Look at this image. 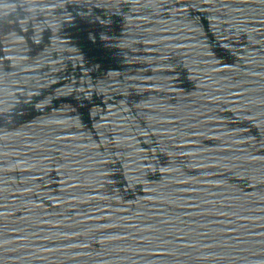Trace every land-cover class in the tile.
Segmentation results:
<instances>
[{"label":"water","instance_id":"1","mask_svg":"<svg viewBox=\"0 0 264 264\" xmlns=\"http://www.w3.org/2000/svg\"><path fill=\"white\" fill-rule=\"evenodd\" d=\"M0 264H264V0H0Z\"/></svg>","mask_w":264,"mask_h":264},{"label":"snow or ice","instance_id":"2","mask_svg":"<svg viewBox=\"0 0 264 264\" xmlns=\"http://www.w3.org/2000/svg\"><path fill=\"white\" fill-rule=\"evenodd\" d=\"M52 7H56L57 5L53 4ZM34 39H38V37H34Z\"/></svg>","mask_w":264,"mask_h":264}]
</instances>
